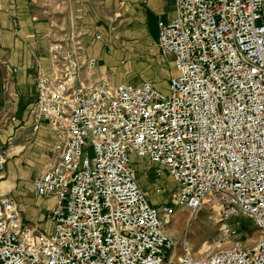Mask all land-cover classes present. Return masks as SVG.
Instances as JSON below:
<instances>
[{"label": "built area", "instance_id": "1", "mask_svg": "<svg viewBox=\"0 0 264 264\" xmlns=\"http://www.w3.org/2000/svg\"><path fill=\"white\" fill-rule=\"evenodd\" d=\"M175 4V18L158 24L176 71L168 94L96 78L80 40L49 37L51 72L38 68L31 115L34 130L46 123L56 137L34 180L35 196L53 200L51 228L27 223L0 193V264H264V0ZM135 158L173 177L170 204L150 203ZM7 163L0 146V182ZM205 205L248 219L254 245L236 238L195 257L168 226Z\"/></svg>", "mask_w": 264, "mask_h": 264}, {"label": "crops", "instance_id": "2", "mask_svg": "<svg viewBox=\"0 0 264 264\" xmlns=\"http://www.w3.org/2000/svg\"><path fill=\"white\" fill-rule=\"evenodd\" d=\"M79 3L85 53L98 63L93 75L102 78L111 73L108 77L116 83L130 84L114 71L118 61L142 51L144 43L157 45L159 22H169L177 14L175 0ZM46 13L36 0H0V146L8 157L0 193L12 196L25 221L39 229L53 200L35 196L34 180L43 173L47 154L56 144L46 123L34 130L31 115L38 97V68L51 72L49 37L54 22Z\"/></svg>", "mask_w": 264, "mask_h": 264}, {"label": "rangeland", "instance_id": "3", "mask_svg": "<svg viewBox=\"0 0 264 264\" xmlns=\"http://www.w3.org/2000/svg\"><path fill=\"white\" fill-rule=\"evenodd\" d=\"M36 1L54 22L52 36L66 40L69 44L80 40L84 46V35L79 30V0ZM114 68V71L130 84L139 85L150 82L165 94L169 93L170 80L176 73L173 59L163 56L154 43L142 44V51H135L131 58L119 60ZM108 75L113 76L108 73L105 77ZM51 159L52 151H49L44 170L50 164ZM133 163L136 179L145 189L150 203L156 207L170 204L172 195L178 190L173 177L168 172L158 175L154 169L149 167L153 165L146 158H135ZM157 188H160L162 192L158 194ZM18 202L23 207L20 199ZM39 222L41 231L50 230L51 224L48 216L41 217ZM168 231L176 238L187 236L192 253L198 258L223 249L236 238L249 248L254 245L257 238L255 229L248 219L240 216L237 219H228L212 205H205L195 214L180 210L169 224Z\"/></svg>", "mask_w": 264, "mask_h": 264}, {"label": "bare ground", "instance_id": "4", "mask_svg": "<svg viewBox=\"0 0 264 264\" xmlns=\"http://www.w3.org/2000/svg\"><path fill=\"white\" fill-rule=\"evenodd\" d=\"M190 217H192V216H190Z\"/></svg>", "mask_w": 264, "mask_h": 264}]
</instances>
